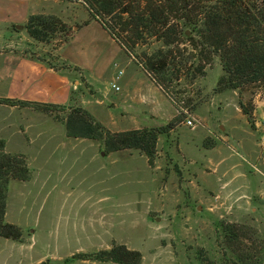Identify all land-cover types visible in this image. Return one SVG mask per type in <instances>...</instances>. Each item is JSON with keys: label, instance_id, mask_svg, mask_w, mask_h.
Returning a JSON list of instances; mask_svg holds the SVG:
<instances>
[{"label": "rangeland", "instance_id": "obj_1", "mask_svg": "<svg viewBox=\"0 0 264 264\" xmlns=\"http://www.w3.org/2000/svg\"><path fill=\"white\" fill-rule=\"evenodd\" d=\"M77 3L74 11H84ZM52 42H64V36ZM118 46L109 76L128 58L134 62L129 73L139 65ZM139 70L149 84L146 94L164 108L156 121L119 120L120 107L91 109L112 132L161 127L182 118L176 130L160 136L153 165L136 150L107 153L100 141L68 137L64 121L72 107L19 106L17 131L7 132L5 150L27 158L32 179L10 182L6 222L23 230V242L0 237V264H115L65 262L114 242L139 251L141 264H201L199 253L205 264H223L217 245L221 222L240 227L245 244L253 247L264 236V147L259 144L264 131L255 126L264 120V93L256 88L242 92L247 108L258 106L252 126L239 111L238 91L215 93L223 75L218 59L204 78L173 83L176 104ZM110 81L98 79L94 86L106 95ZM118 83L122 87L123 81ZM196 116L202 124L187 126V119ZM215 136L229 138L223 142ZM206 140L217 148L207 149ZM213 163H219L215 173Z\"/></svg>", "mask_w": 264, "mask_h": 264}, {"label": "trees", "instance_id": "obj_2", "mask_svg": "<svg viewBox=\"0 0 264 264\" xmlns=\"http://www.w3.org/2000/svg\"><path fill=\"white\" fill-rule=\"evenodd\" d=\"M75 1H80L90 17L98 20L124 52L133 56L174 104L177 98L170 90L173 83L204 78L213 61L218 59L223 75L215 93L238 91L240 108L253 126L255 109L253 106L247 108L243 103L242 92L256 88L264 93V0ZM24 28L33 40L41 43H50L58 35H63L67 41L72 35V29L55 15H31ZM139 48L142 50L137 54ZM63 66L67 67L66 64ZM0 103L41 109L61 107L12 100H0ZM70 110L64 121L68 137L100 141L107 153L139 151L147 157L149 165L154 164L160 136L169 135L183 122L176 116L165 126L112 132L88 110L82 107ZM208 141H205L206 148H213L215 143L210 145ZM31 179L27 158L23 154L8 153L1 140V238L23 242V230L5 220L7 200L11 181ZM243 237L236 224H219L217 245L222 252L223 264H264V236L256 247L245 244ZM142 258L139 251L114 242L107 249L75 253L65 262L141 264ZM199 259L201 264L207 261L202 253H199Z\"/></svg>", "mask_w": 264, "mask_h": 264}, {"label": "crops", "instance_id": "obj_3", "mask_svg": "<svg viewBox=\"0 0 264 264\" xmlns=\"http://www.w3.org/2000/svg\"><path fill=\"white\" fill-rule=\"evenodd\" d=\"M75 5L81 4L70 0H0V100L82 107L97 120H99L97 111L91 107L105 105L112 110L120 107L119 120L130 118L139 122L141 119L145 121L149 118L156 121L164 112V108L153 96L146 94L144 86L149 84L140 75L139 69L142 67L136 64L138 68L131 69L129 73V63L133 62L130 58L124 67L121 68L118 64L123 70V75L119 79L123 81L122 87L118 83L120 96L115 98L110 96L113 91L116 93L112 83L117 72L109 76L108 68L117 58L115 47L119 44L98 20L90 17L85 7L84 11L76 13L73 9ZM68 13L70 16H67ZM31 15L59 17L72 29L71 37L60 43H41L33 40L24 28ZM85 22L87 24H84ZM118 47L120 52H123L121 46ZM41 53H44V58L40 57ZM122 62L125 63L124 60ZM142 70L149 81L156 85L146 71L143 68ZM108 77L111 80V89L103 95L94 86V82L98 79L106 80ZM90 89H93V93L89 92ZM234 93L237 94L235 91ZM168 99L172 102L170 98ZM19 108L18 105L0 103V140L5 141L6 147L7 132L17 131L16 115ZM257 109L258 106L255 105L254 117L257 116ZM239 111L241 113L240 108ZM197 118L200 121V118ZM159 126L149 125L136 129ZM215 137L223 142L225 138H229ZM259 144L260 148L264 147V134ZM217 145L210 149L215 150ZM218 166L219 163H213L212 173L217 171Z\"/></svg>", "mask_w": 264, "mask_h": 264}, {"label": "built area", "instance_id": "obj_4", "mask_svg": "<svg viewBox=\"0 0 264 264\" xmlns=\"http://www.w3.org/2000/svg\"><path fill=\"white\" fill-rule=\"evenodd\" d=\"M115 66L117 68H119L117 64ZM122 75H123V70L119 69L117 72V75L115 77V81L112 83V88L115 89L116 91L120 90V87L118 86V81ZM185 113H187V112L185 111ZM196 124L198 125V124H202V123L195 118L187 119V121H186V125L189 127H192V128H194ZM255 126L257 127V129H261L264 131V120H262L261 122H255Z\"/></svg>", "mask_w": 264, "mask_h": 264}]
</instances>
